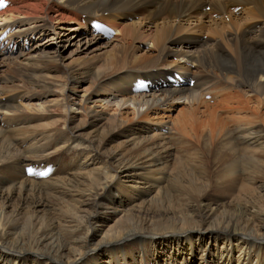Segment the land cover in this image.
Wrapping results in <instances>:
<instances>
[{
	"label": "bare ground",
	"instance_id": "bare-ground-1",
	"mask_svg": "<svg viewBox=\"0 0 264 264\" xmlns=\"http://www.w3.org/2000/svg\"><path fill=\"white\" fill-rule=\"evenodd\" d=\"M1 21L0 264H264V0Z\"/></svg>",
	"mask_w": 264,
	"mask_h": 264
},
{
	"label": "rangeland",
	"instance_id": "rangeland-1",
	"mask_svg": "<svg viewBox=\"0 0 264 264\" xmlns=\"http://www.w3.org/2000/svg\"><path fill=\"white\" fill-rule=\"evenodd\" d=\"M208 9H209V7H206V11H208ZM4 23H5V21H1L0 22V26H2V25H4ZM115 33H116V31H112L111 32V36L113 35H115ZM189 36H191V37H193V38H200V37H202L203 38V36L202 35H200L199 34V32H194V33H191V34H189ZM198 36V37H197ZM204 39V38H203ZM200 45V44H199ZM199 45H196V46H188V45H184L183 46V48L184 49H194L193 47H197L198 48V46ZM11 47V46H10ZM141 47V49H147V45L145 46V45H142V46H140ZM75 48V46H70L66 51H65V55L66 56H68L69 55V53L73 50ZM72 56V55H71ZM69 58H67L66 60H65V63L67 64L68 62H69V60H68ZM173 59H175V58H173ZM176 61V60H175ZM168 67V65H165V64H160V67L159 68H157L158 70H163L164 68H167ZM193 68V67H192ZM62 69L61 68H59V66L58 67H56V69H53V71H52V73H54L55 75H57V76H61L62 75ZM189 76L192 78V83H193V80L196 78L195 76H194V74H189ZM191 78H190V80H191ZM212 80L215 82V83H218L219 82V80L217 79V78H215V77H213L212 78ZM220 83V82H219ZM191 87V86H190ZM198 92L200 91V89H196ZM206 95V96H205ZM202 99H204L207 103H211V93H206V94H203V96H202ZM185 99H180L179 100V104H177V106L175 107V110L173 111V112H171V114H173V113H175L176 112V109L179 107V106H182L183 104H184V102L186 101H184ZM210 101V102H208V101ZM32 129V128H31ZM30 132H32L31 130H30ZM24 145V144H23ZM58 264V263H57Z\"/></svg>",
	"mask_w": 264,
	"mask_h": 264
}]
</instances>
